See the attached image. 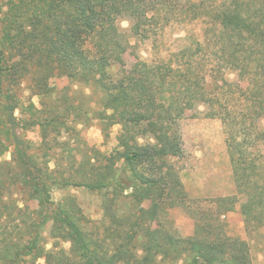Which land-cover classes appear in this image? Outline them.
Instances as JSON below:
<instances>
[{
	"label": "trees",
	"instance_id": "trees-1",
	"mask_svg": "<svg viewBox=\"0 0 264 264\" xmlns=\"http://www.w3.org/2000/svg\"><path fill=\"white\" fill-rule=\"evenodd\" d=\"M7 3L0 36V157L10 151L11 159L0 161V264H36L33 255L50 222L54 237L70 241L73 252L56 245L47 264H255L249 241L216 231L206 217L196 220L193 236L181 237L163 225L153 228L146 224L144 209L135 219L132 212L122 215L120 201L127 190L135 207L151 198L154 215L168 199L173 206L184 202L183 183L172 163L183 153L175 112L178 106L193 107L198 100L214 110L212 115L221 117L227 133L236 193L218 201L229 202L226 210L241 202L248 231L264 226V154L251 150L264 143V130L256 123L264 116V0H215L210 12L203 15L208 18L205 36H214L215 48L244 79L240 96L232 99V105L224 104L219 92L210 91L205 74L195 73L192 65L179 61L178 71L170 79L160 66L144 62L136 72L109 77L97 89L103 106L100 119L121 124L114 152L106 155L94 150L88 161L62 169L59 165L64 163L57 162L55 152L68 120L66 111L72 108L81 113L82 109L66 105L62 110L70 100L56 95L51 80L66 77L91 84L106 74L111 65L122 62L131 47L117 21L134 19L132 30L139 35L149 19L161 16L158 4L162 2ZM201 3L203 0L192 5L200 7ZM9 54H18L20 60L11 64ZM182 55L184 58V51ZM25 80L36 94L52 103L40 108L32 100L23 102L19 89ZM239 99L242 101L235 107ZM24 113L28 116L23 117ZM248 119L252 127L247 125ZM35 126L40 128L42 153L26 134ZM148 128L152 140L143 143L139 138ZM52 158L54 167H50ZM71 186L104 193L101 229L83 227L69 196L59 205L54 203L53 190ZM16 190L23 194L33 191L38 206H20ZM134 225L139 230L130 235Z\"/></svg>",
	"mask_w": 264,
	"mask_h": 264
},
{
	"label": "rangeland",
	"instance_id": "rangeland-1",
	"mask_svg": "<svg viewBox=\"0 0 264 264\" xmlns=\"http://www.w3.org/2000/svg\"><path fill=\"white\" fill-rule=\"evenodd\" d=\"M199 1L201 0H161L162 5L158 4L161 16L149 19L139 35L132 30L134 19L120 18L117 25L125 42L129 41L131 47L123 54L122 62L111 65L106 74L99 75L91 84L72 81L66 77H54L51 80L52 87L57 91L56 95H65L70 100L63 104L62 110L67 107L66 105L82 109L81 113L72 108L66 111L68 120L58 137L60 143L64 145L61 147L60 144V148L55 152L57 162L64 163L59 165L61 169L88 161L94 150L106 155L114 152L118 146L117 137L121 124L111 119H100L99 111L103 106L97 89L104 85L109 77L115 78L122 72H136L144 62L160 66L167 73V78L172 79V75L178 71L179 61H182L185 66L192 65L195 73L202 71L205 74L208 89L219 92L224 104L229 102L232 105V99L239 98L241 92L239 87L244 83L243 77L234 69L229 58L215 48L214 36H205L208 18L203 15L210 12L215 0H203L200 7L192 5ZM8 8L7 0H0V36L3 33V18ZM183 51L185 57L181 58ZM19 60L18 54L11 56L9 54L11 64ZM19 95L23 102L32 100L40 108L44 104L46 108V105L52 103L51 99L36 94L29 80L22 83ZM241 101L242 99H239L235 107ZM195 103L193 107L178 106L175 112L182 135L183 153L180 157L174 158L172 163L178 169L183 183L184 202L173 206L168 199L167 202L161 203L162 209L159 214L154 215L151 198L140 203L138 208L131 205L133 203L128 194L130 190H127L121 197L120 211L122 215L132 212L135 219L137 213L140 214V209H144L146 224L153 228L163 225L181 237L193 236L196 233V220L206 217L215 226L216 231L230 236H240L249 241L254 263L264 264V226L253 227L248 231L241 213V202L236 203L232 210H226V207L230 206L229 202L218 201L219 198L236 193L227 133L222 119L211 114L214 110L207 103L198 100H195ZM20 114V110H17V115ZM25 116L28 115L24 113L23 117ZM251 123L252 120L248 119L247 125L252 127ZM256 123L260 130H264V116ZM26 134L37 152H41L40 128L35 126ZM139 140L143 143L151 141L152 130L148 128L140 135ZM251 150L264 154V143L252 146ZM10 159V151L0 157V161ZM262 160L264 162V158ZM55 165L56 160L52 158L50 167ZM52 195L56 205L63 203L69 196L75 207V215L83 227L89 231L101 229L104 219V193L91 191L84 186H71L67 189H54ZM15 197L22 207L33 209L38 206L39 199L33 191L23 194L16 190ZM52 228L50 222L43 232L42 245L33 255L36 264H47L49 252L55 249L56 245L68 253L73 252L72 243L56 239L52 234ZM135 229L139 230L134 225L129 230L130 235L135 234ZM137 236L138 234L135 238ZM155 256L158 260L161 259V256L157 254ZM182 262L179 261L178 264ZM160 264L172 263L167 261Z\"/></svg>",
	"mask_w": 264,
	"mask_h": 264
}]
</instances>
